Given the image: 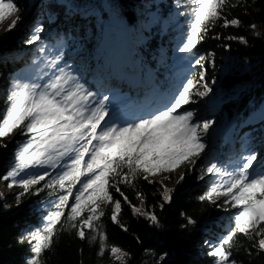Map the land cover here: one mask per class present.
<instances>
[{
  "label": "snow or ice",
  "instance_id": "1",
  "mask_svg": "<svg viewBox=\"0 0 264 264\" xmlns=\"http://www.w3.org/2000/svg\"><path fill=\"white\" fill-rule=\"evenodd\" d=\"M241 2L184 0L183 5L178 4L187 9L180 15L189 17L188 31L178 51L192 54L218 21L222 20L225 28L239 26L240 21L227 19L225 12ZM19 12L15 0H0V24L11 20L6 32L20 24ZM251 27L256 28L255 25ZM41 31L39 27L34 28L27 43L36 44ZM240 40L247 42L242 37ZM38 52L45 57L46 46H41ZM203 59H196L195 64L201 65ZM32 63L40 61L33 60ZM43 64L44 68L53 70V74L43 83L39 82L47 75L43 69L34 82L14 81L8 95V111L0 120V139L17 131L28 137L18 148L14 165L0 179L8 182L9 188L20 187L25 193L33 189L35 195L45 189L49 190L50 196L57 190L63 193L51 202L53 210L45 216L42 227L26 238L32 244L33 252L29 264H42L41 257L51 249L57 234L70 230H75L80 240L98 241V256H105L107 251L114 264H127L125 258H130V254L107 244V235L100 222L105 207L111 205L110 218L119 224L121 201L114 199L109 188H115L124 201L130 203L120 190V184L135 187L137 179L155 183V179L149 178L162 177L163 185L164 180L171 179V175L163 174L181 168L195 170L202 154L207 163L199 169L198 179L209 177L211 182L199 197L200 201L217 205L219 200L217 206L228 205L238 210L232 217L228 233L217 244L209 243L208 255L214 258V264H236L230 258L234 237L238 235L264 253V165H257L258 156L253 151L242 154L234 166L229 167L222 166L215 158H208L203 138L212 127V121L199 123L194 119V112L182 111L185 105L195 102L194 96L203 98L211 91L204 72L197 80L188 79L183 83L163 108L121 123L106 119L109 117V97L99 96L87 88L68 70L70 66H59L60 57L44 59ZM2 146L7 147L6 144ZM37 169L42 171H34ZM183 179L181 172L179 180ZM172 191L163 187L161 196L165 203L171 202ZM70 198L74 201L71 204ZM132 212L159 226L154 213L136 206H132ZM187 222L195 223L190 217ZM165 256L159 259L163 261Z\"/></svg>",
  "mask_w": 264,
  "mask_h": 264
},
{
  "label": "trees",
  "instance_id": "2",
  "mask_svg": "<svg viewBox=\"0 0 264 264\" xmlns=\"http://www.w3.org/2000/svg\"><path fill=\"white\" fill-rule=\"evenodd\" d=\"M62 1L73 12L66 15L67 17L74 18L82 11L95 9L103 20L107 21L110 17H114L130 31L133 37L139 35L138 9L142 0ZM42 2L43 0H29L17 28L5 32L0 38L2 57L0 82L6 86L9 85L14 66L17 65L16 60L11 58L27 49L30 35L26 25L33 18L32 10L41 6ZM232 2L237 3V0ZM173 5L174 0H165L161 4V16L166 17ZM225 15L229 20L238 19L240 25H230L225 28L222 26L223 21H218L192 54L182 53L180 58L186 60L189 65L187 79L195 81L200 73L204 72L205 82L211 90L213 86L209 80L216 82L218 107L224 113L225 119L233 117L238 119L257 110L264 100V0H242L237 7L228 8ZM185 17L187 24L184 29H187L189 19ZM64 21L58 20L56 23L42 21L41 39L45 38V33L49 30L62 32L67 25ZM252 25L256 26L255 30L252 29ZM54 32L50 31L49 35ZM172 34H160L153 30L150 37L146 36L144 41L135 46L134 53L130 55L131 59L138 61L141 67L142 86L151 88L160 95H170L177 89L171 67L163 65L164 58L171 57L169 48L172 46L170 40ZM241 37L247 42L242 43ZM201 57L204 58L201 61L202 66L196 65L195 60ZM221 66L225 68L224 71L221 70ZM3 91L0 86V115L8 101L2 96ZM158 101L164 102L162 97ZM196 117L197 115L194 118ZM216 144L219 145L217 157L221 161L226 152L225 143L218 140ZM258 153L260 155L264 153V146L260 147ZM199 169L198 163L193 171L185 169L182 171L183 181L179 180V174L171 185L166 186L173 190L172 200L169 203L163 201L161 193L164 186L157 180L155 183H149L140 178L134 181L135 187L120 184V190L130 203L125 202L115 188H109L114 199L121 201L119 224L113 223L110 218L111 205L105 207V215L101 217L100 222L107 235V244L118 246L130 254V258H125L127 264H214V258L206 253L204 242L217 244L232 227V221L229 220V213L221 206H217L219 201L217 205L200 201L199 197L207 191V177L204 180L198 179ZM34 191L35 189L22 195L9 208L6 207L9 199L0 195V264H29L33 256L32 244L26 238L43 224L32 206L50 197L48 189L40 192L36 197L33 196ZM61 194L63 193L57 190L54 196L58 197ZM132 206L154 213L158 218L159 226L152 224L144 216L133 214ZM189 217L195 221L194 224H188ZM98 250V241L89 243L87 239L80 240L75 230L60 231L51 249L44 252L41 260L42 264H114L109 252L106 251L105 256L100 257L97 255ZM231 252L230 259L235 260L236 264H264V253L258 252L252 247V243L242 236L234 237ZM161 256H165L163 261L159 259Z\"/></svg>",
  "mask_w": 264,
  "mask_h": 264
},
{
  "label": "rangeland",
  "instance_id": "3",
  "mask_svg": "<svg viewBox=\"0 0 264 264\" xmlns=\"http://www.w3.org/2000/svg\"><path fill=\"white\" fill-rule=\"evenodd\" d=\"M28 1L29 0H15V3L20 9L18 13L20 16L23 15L28 7ZM164 1L165 0H142L138 9L140 15L138 37H133L128 29H122L123 33L119 36L122 43L119 48H106L104 46L106 41L105 38L111 39L114 34H104L110 27L107 26L109 24L105 25V21L99 12L95 9H87L82 11L77 17H65L73 12L62 0H43L41 6L32 10V12H34L33 18H31L26 25L29 35L31 36L33 34L34 28H41L40 23L42 21L56 23L58 20H65L64 22H66L67 25L64 27V30L59 33H56V30L54 32V29L47 31L45 33V38L41 39L42 37H40V40L37 41L36 44L30 45L27 43V49L25 51L11 58V60H16L15 62H17V65L14 66L13 77L9 85L6 86L3 82H0V86L4 90L2 96L8 99L13 82L17 79L22 82L36 81L41 69H43L47 75L39 82H45L48 77L53 74V70L44 68V59L60 57L59 66H70L68 70L78 76L87 88H90L92 85L93 88H99L103 91L102 93L97 92L100 96L107 95L109 98L113 97L121 100L118 103V109L112 111L111 119H115L121 123L133 121L141 116H147L163 108L173 98L174 94L180 90L182 84L188 80L187 73L189 71L188 63L186 60L180 58L182 53L178 51L188 31V28L184 29L187 24V18L185 15H180L181 12L185 11L184 9L186 7L178 6V4L183 5L184 0H174V5L171 10L166 17H162L161 4ZM10 22L11 20L9 19L0 24V38L6 32L5 29ZM153 30L160 34L173 33L170 38L172 47L169 48L171 57H169V59H165V57L163 65L171 67L177 90L173 91L169 97L165 98L164 105L156 104V94L152 89L141 88V67L138 61L130 59V55L134 53L135 46L144 41L146 36L149 38ZM50 31L54 32V34L50 33L49 35ZM184 32H186V34H182ZM41 33L42 31L39 35H41ZM100 45H102L105 50L109 51V53L105 51L101 52ZM41 46H46L45 57H41L38 52ZM1 59L2 57L0 56V60ZM33 60H39L40 63L33 64ZM221 67V70L224 71L225 68L223 66ZM149 74H151L150 71ZM209 83L213 86V89L206 97L200 98L194 96L193 100L195 102L185 105L182 109V111L188 110L194 112L195 115H197V117L194 118L196 122L203 123L205 121H212V127L209 128L208 133L203 138L207 145L205 151L208 154V158H215L222 166L229 167L234 166V162L237 161L242 154L253 151L258 156L257 165H264V154L262 155L261 153L260 155L257 152L261 146H264V132H260L258 128H255L256 123L259 124V127H264V114H261L264 113V100L256 111L251 112L254 113L252 115L248 113L246 116L238 119L234 117L225 119L224 113L218 107L219 97L216 90V82L210 79ZM126 84L129 85L125 89L124 86ZM200 91H203V89L201 88ZM8 108L9 101H7V105L0 115V120L6 116ZM255 113L263 116V119L254 121L258 116L255 115ZM244 121L246 122L243 126L242 124ZM240 124L242 126L240 127L239 133L236 134V127ZM27 139L28 137L26 136H20L18 131L12 133L7 138L0 139V177L6 175L12 168L15 163V154L18 148L23 145ZM218 140L226 144V152L224 155V157H227L226 161L218 160L217 147L219 145L216 144ZM254 140V143L257 144L251 143ZM4 144H6L7 147H3L2 145ZM197 163L200 168L207 163V160L203 159V154L202 158L197 160ZM185 169L186 168H181L171 174H163V176L171 175L170 180L163 181V186L171 185V182ZM57 171H59V169H57ZM153 179L161 184L160 181L162 177ZM210 182V178L207 177V189ZM7 184L8 182L0 179V194H2L1 196L3 198L9 199L10 203L7 201L8 203L6 204V207L9 208L13 203L18 201L16 197L20 199L25 192L20 187L9 188ZM77 187L79 188V185ZM33 196L36 197L37 195L34 194ZM56 199H58V197L52 195L48 199L42 200L32 206L34 212L39 215L42 224L47 213L53 210L51 202ZM71 199L72 198H70L69 202H74L73 199ZM221 208L227 209L225 211L229 213V220L231 221L234 214L238 211L237 209H231L228 205L221 206ZM209 243L215 244L209 241L204 242V246L207 248V254L210 251Z\"/></svg>",
  "mask_w": 264,
  "mask_h": 264
},
{
  "label": "bare ground",
  "instance_id": "4",
  "mask_svg": "<svg viewBox=\"0 0 264 264\" xmlns=\"http://www.w3.org/2000/svg\"><path fill=\"white\" fill-rule=\"evenodd\" d=\"M116 23H114L112 26H114ZM76 30V29H75ZM104 34L105 35H108V33H105L104 32ZM110 34V33H109ZM99 44V43H98ZM104 45V44H103ZM105 46V45H104ZM100 47H101V52H108L109 53V51H107V50H105V48L104 47H102V45H100ZM106 47V46H105ZM104 62V61H103ZM91 85V84H90ZM91 91H94V92H103L102 90H100L99 88L98 89H96V88H93L92 87V85L90 86V88H89ZM99 95V94H98ZM100 96V95H99ZM121 100H119V99H117V98H109V100H108V112H109V117L108 118H106V119H111V114H112V111L113 110H115V109H118V103L120 102ZM264 105V104H263ZM262 115L264 114V113H261ZM261 119H263V117L261 118L259 115L256 117V119H254V121L256 120H261ZM247 121V120H246ZM246 121H244V123L242 124L243 126L245 125V122ZM253 121V120H252ZM241 124L239 125V126H237L236 128V131H235V133L236 134H238L239 133V130H240V127L242 126ZM255 128L257 129H259L260 130V132H264V127L262 126V127H259V124H255ZM19 132V131H18ZM19 135L20 136H22L23 137V135H21L20 133H19ZM36 171H41V170H39V169H37Z\"/></svg>",
  "mask_w": 264,
  "mask_h": 264
}]
</instances>
